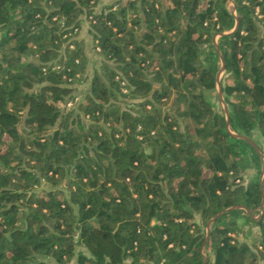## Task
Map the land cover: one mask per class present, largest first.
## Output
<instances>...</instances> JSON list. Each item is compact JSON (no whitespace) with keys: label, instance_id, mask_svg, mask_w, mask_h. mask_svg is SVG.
Masks as SVG:
<instances>
[{"label":"trees","instance_id":"obj_1","mask_svg":"<svg viewBox=\"0 0 264 264\" xmlns=\"http://www.w3.org/2000/svg\"><path fill=\"white\" fill-rule=\"evenodd\" d=\"M101 1L0 0V264H261L264 0Z\"/></svg>","mask_w":264,"mask_h":264},{"label":"rangeland","instance_id":"obj_2","mask_svg":"<svg viewBox=\"0 0 264 264\" xmlns=\"http://www.w3.org/2000/svg\"><path fill=\"white\" fill-rule=\"evenodd\" d=\"M112 1L113 0H102L101 3L99 4V6H101L103 4L110 3ZM79 36L80 37L82 36L84 38L85 42H86V48H87V52H88V55H89L87 75H91L93 73V70L95 69V67L97 65H99V55L96 52V49L94 47L93 39H92V37H91V35L89 33V23L85 19L82 22V27L80 28ZM77 85H78V88L81 90V94L80 95L82 96L84 90L87 89V87L89 85V80H85L82 83H79ZM218 90H219V87L217 88V90H215L213 93H211V99H212V102L214 103L216 108H220V105L223 104V102L221 100V95L219 94L220 91L218 93ZM222 95H223V93H222ZM256 138L259 140V145L264 148L263 139H261V137L258 134H256ZM252 171H254V170H252ZM240 223H241V226L243 227V230L238 234V238L240 240L247 239V240L251 241V233L247 232L248 229L250 228L249 224L245 221L244 218H240ZM253 230L256 233L257 227L254 226ZM73 263H75L74 259L70 262V264H73ZM261 264H264V260L263 259H261Z\"/></svg>","mask_w":264,"mask_h":264},{"label":"water","instance_id":"obj_3","mask_svg":"<svg viewBox=\"0 0 264 264\" xmlns=\"http://www.w3.org/2000/svg\"><path fill=\"white\" fill-rule=\"evenodd\" d=\"M237 26H238V23L236 24V26H235V28H234L233 30H235V29L237 28ZM224 33H227V32H224ZM223 69H224V64H223V66H222L220 72H222ZM220 76H221V75H220ZM220 76H219L218 80H220ZM219 91H220V94H221L222 100L224 101V98H223V95H222V88H221V86H219ZM225 108L227 109V106H226V105H225ZM227 119H228V123H229V116H228V115H227ZM239 135H240V136H243V137H245V138L250 139V138H249L248 136H246V135H243V134H239ZM252 141H253V140H252ZM253 143L255 144V146L257 147V149H258L259 151H261L260 148H259V146L256 144V142L253 141ZM263 155H264V154H263ZM263 173H264V169H263ZM262 176H263V174H262ZM263 202H264V198H263ZM244 207H246V206H244ZM230 208H232V207H228V208H226V209H224V210L219 211L218 214H217L214 218L210 219V221H209V223H208V231H207V237H206V240L208 239L209 234H210V225H211V223H212V222L214 221V219H215L216 217H218L223 211H226V210H228V209H230Z\"/></svg>","mask_w":264,"mask_h":264},{"label":"built area","instance_id":"obj_4","mask_svg":"<svg viewBox=\"0 0 264 264\" xmlns=\"http://www.w3.org/2000/svg\"><path fill=\"white\" fill-rule=\"evenodd\" d=\"M72 103H73L72 101H69V102H68V105H71Z\"/></svg>","mask_w":264,"mask_h":264}]
</instances>
